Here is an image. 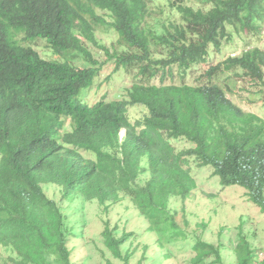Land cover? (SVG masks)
<instances>
[{
	"label": "trees",
	"instance_id": "trees-1",
	"mask_svg": "<svg viewBox=\"0 0 264 264\" xmlns=\"http://www.w3.org/2000/svg\"><path fill=\"white\" fill-rule=\"evenodd\" d=\"M101 29L115 42L100 44ZM262 32L264 0H0V264H85L90 254L79 255L89 244L103 260L130 264L138 251L136 264H165L167 247L190 238L189 221L170 203L196 189L191 165L209 167L222 188L244 189L264 215V120L223 85L264 102ZM234 37L244 39L243 52L211 64ZM37 41L59 58H42ZM89 44L114 73L135 74L126 99L77 100L102 66ZM207 64L204 83H185ZM133 107L144 113L131 123ZM178 140L191 147L177 152ZM50 185L59 200L48 196ZM75 201L81 213L97 202L106 215L127 201L151 242L107 217L88 242L84 216L69 212ZM237 229L234 264H264L255 234ZM188 248V264H224L228 247L197 238Z\"/></svg>",
	"mask_w": 264,
	"mask_h": 264
},
{
	"label": "rangeland",
	"instance_id": "rangeland-1",
	"mask_svg": "<svg viewBox=\"0 0 264 264\" xmlns=\"http://www.w3.org/2000/svg\"><path fill=\"white\" fill-rule=\"evenodd\" d=\"M97 39L100 44L109 46L112 42H115L116 37L112 32L101 29L97 32ZM252 39L248 38L249 43L251 42L253 46L254 40ZM258 41V46L262 48L264 46V32H262ZM244 46V39L234 37L228 45L223 46L219 56L211 57V64L230 56L240 55L244 50ZM32 47L44 59L59 58L48 49L44 41H37L32 44ZM88 50L102 66L90 89L84 93L82 92L83 94L81 93L77 100L93 105L102 100L126 99L135 74L127 76L123 69L114 73V63L108 62L102 51L91 44L88 45ZM211 64L194 67L196 69L195 72L186 78L185 83L189 85L204 83L205 80H202L201 76ZM198 79H201V83L198 82ZM158 81L157 79L153 83H158ZM175 81L179 82L180 79L175 78ZM223 85L224 89L227 90L226 86L228 85L229 89L235 92L233 95H228L234 104L244 112L252 113L264 120V102H260L257 99H251V101L246 94L238 95L237 89L231 81H223ZM143 113V109L133 107L128 110V118L131 123H134L137 119H140ZM123 134L124 132H121L120 138L123 137ZM172 145L177 152L188 150L191 147L184 140L172 141ZM84 157L92 159L93 155L85 153ZM191 175L195 180L196 189L187 198H174L170 203V208L177 212L179 221H181V218H186L189 221L187 234L190 235V238L185 242L179 240L174 245L167 247L172 251L173 258L165 261V264H188V259L191 256V251L188 247L194 244L197 238H202L205 242L216 246H227V249L223 248L222 250L224 264H234L235 259L232 250L238 242L237 235L239 231L237 228L241 223L243 224V234L249 236L255 234L251 242L258 249L255 252L256 262L264 260V215L260 214L255 206L248 203L245 195L246 191L238 186L222 188L219 179L212 176V171L209 167L200 169L191 165ZM51 186L54 185L45 188L48 196L59 200L61 197L60 188ZM99 211L104 216L99 215ZM69 212L73 220L81 219L84 216L83 234L88 242L96 239L99 233L102 232L100 219H105L106 217L110 218L113 226L117 222L122 229L125 228L127 233H132L137 238L145 239L147 244L151 242L150 236L142 233V219L136 215L133 207L127 201H122L112 206L109 215H106L107 212H103V208L97 202L85 205L84 211L81 213L80 205L75 201L71 203ZM141 239L140 241H142ZM89 246L90 244L80 250L79 256L86 257L88 254L91 256V259L85 261V264H105L107 260L111 264H122L118 260L110 259L109 256H106L103 260L98 249L89 248ZM99 248H102V246L99 245ZM139 256L140 253L137 251L135 254L136 258L132 259L130 264H136Z\"/></svg>",
	"mask_w": 264,
	"mask_h": 264
},
{
	"label": "clouds",
	"instance_id": "clouds-1",
	"mask_svg": "<svg viewBox=\"0 0 264 264\" xmlns=\"http://www.w3.org/2000/svg\"><path fill=\"white\" fill-rule=\"evenodd\" d=\"M121 135V134H120ZM124 135V134H123ZM120 139H122V138H120Z\"/></svg>",
	"mask_w": 264,
	"mask_h": 264
}]
</instances>
